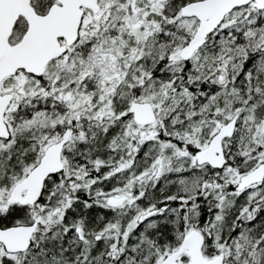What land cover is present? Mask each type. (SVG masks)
Returning <instances> with one entry per match:
<instances>
[{
	"label": "snow or ice",
	"instance_id": "6c2138e0",
	"mask_svg": "<svg viewBox=\"0 0 264 264\" xmlns=\"http://www.w3.org/2000/svg\"><path fill=\"white\" fill-rule=\"evenodd\" d=\"M0 264H264V0H0Z\"/></svg>",
	"mask_w": 264,
	"mask_h": 264
}]
</instances>
